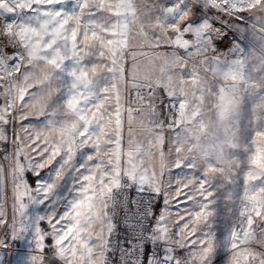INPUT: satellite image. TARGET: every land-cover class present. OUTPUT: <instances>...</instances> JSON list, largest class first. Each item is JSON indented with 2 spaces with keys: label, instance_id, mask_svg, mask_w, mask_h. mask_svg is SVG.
I'll use <instances>...</instances> for the list:
<instances>
[{
  "label": "snow or ice",
  "instance_id": "obj_1",
  "mask_svg": "<svg viewBox=\"0 0 264 264\" xmlns=\"http://www.w3.org/2000/svg\"><path fill=\"white\" fill-rule=\"evenodd\" d=\"M0 99V264H264V0H0Z\"/></svg>",
  "mask_w": 264,
  "mask_h": 264
},
{
  "label": "rangeland",
  "instance_id": "obj_2",
  "mask_svg": "<svg viewBox=\"0 0 264 264\" xmlns=\"http://www.w3.org/2000/svg\"><path fill=\"white\" fill-rule=\"evenodd\" d=\"M161 2H165V0H161ZM242 15H247V14L245 13V14H242ZM249 19H251V18H249ZM223 20L228 22V28L225 29V31L227 32V35H228L229 39L226 40L223 44H219L218 45V51L219 52L228 53V58L229 59L235 58V56L239 55L238 52L237 53H231V52L228 51L229 48H231L233 46V39H232L233 37H238L239 38V40L241 42V45L244 47L245 53H250L251 49H253V48L257 52H259V43L257 41H255L254 39H252L250 31L241 34V33L237 32L235 30V28L233 27V25H240V26H242L244 28H248V24L247 23L241 22V21L231 20L229 17H226V16L223 17ZM216 27H220V23L219 22L216 23ZM219 82L223 83L224 81L220 80ZM2 103H3V100L0 99V104H2ZM13 115H15V113H13ZM29 119L33 123V125L37 128V130H39L40 128L43 127V122H44V118L43 117H38V118L37 117H30ZM24 123H28V121H25ZM16 127H18V125H16ZM21 136H23V133H21ZM46 171H47V169L45 170V172ZM185 171L186 172H190L191 170H185ZM178 172H179L178 169H172V183H173V187H175V181H176ZM43 174H45V173L42 172V175ZM164 179H165V181L168 180L167 173L165 174ZM29 182L30 183L32 182L31 178H30ZM180 199L183 200V197H180ZM159 203H160V207H159L157 212H159L160 209L163 207V199H162V197L160 198ZM180 207L183 208L184 205L182 204ZM171 210L173 212L176 211L175 203H173ZM48 242L51 243V241H48ZM181 254H183V253H181ZM220 259L222 260V259H224V257L221 256ZM46 264H47V259H46Z\"/></svg>",
  "mask_w": 264,
  "mask_h": 264
},
{
  "label": "built area",
  "instance_id": "obj_3",
  "mask_svg": "<svg viewBox=\"0 0 264 264\" xmlns=\"http://www.w3.org/2000/svg\"><path fill=\"white\" fill-rule=\"evenodd\" d=\"M157 205V204H156ZM156 205H155V207H156ZM119 231H123V228L121 227L120 229H119ZM16 250V249H15ZM8 251H14V249L11 247ZM51 256V253L50 252H47L46 251V259L48 258V257H50Z\"/></svg>",
  "mask_w": 264,
  "mask_h": 264
},
{
  "label": "trees",
  "instance_id": "obj_4",
  "mask_svg": "<svg viewBox=\"0 0 264 264\" xmlns=\"http://www.w3.org/2000/svg\"><path fill=\"white\" fill-rule=\"evenodd\" d=\"M159 207H160V203H158V204L156 205V207H155V211H156V212L158 211Z\"/></svg>",
  "mask_w": 264,
  "mask_h": 264
},
{
  "label": "crops",
  "instance_id": "obj_5",
  "mask_svg": "<svg viewBox=\"0 0 264 264\" xmlns=\"http://www.w3.org/2000/svg\"><path fill=\"white\" fill-rule=\"evenodd\" d=\"M12 246L14 247V248L12 247L14 249V251H12V252L14 253L15 249L18 247V245L13 244Z\"/></svg>",
  "mask_w": 264,
  "mask_h": 264
}]
</instances>
